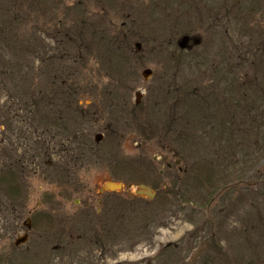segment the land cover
Returning a JSON list of instances; mask_svg holds the SVG:
<instances>
[{
  "label": "rangeland",
  "instance_id": "obj_1",
  "mask_svg": "<svg viewBox=\"0 0 264 264\" xmlns=\"http://www.w3.org/2000/svg\"><path fill=\"white\" fill-rule=\"evenodd\" d=\"M256 33L264 35V0H0V59L16 74L9 80L29 87L40 113L55 111L53 119L66 96L79 107L72 110H83L67 119L69 133L35 123L53 156L26 163L22 213L0 210V264H264L263 151L211 204L190 198L175 174L215 158V136L231 139L216 135L208 120L214 101L229 109L230 81L214 79L220 67L264 107V95L255 93L264 76L253 50L264 48L247 38ZM243 57L258 68L240 67ZM240 112L234 119L247 132L240 142L256 149L264 128ZM229 123L227 117L223 128L235 129ZM74 135L87 139L81 159L83 139ZM25 150L20 145L18 155ZM108 182L146 185L157 196L100 195ZM64 227L66 238L83 239L66 247L53 237Z\"/></svg>",
  "mask_w": 264,
  "mask_h": 264
},
{
  "label": "trees",
  "instance_id": "obj_2",
  "mask_svg": "<svg viewBox=\"0 0 264 264\" xmlns=\"http://www.w3.org/2000/svg\"><path fill=\"white\" fill-rule=\"evenodd\" d=\"M247 38H249L252 42L262 44V47L264 48V35H258V33H256L254 35L247 36ZM253 50L255 51L254 56H259L257 64L258 66L260 64L261 75L264 76V49ZM174 53L176 52L174 51ZM240 61V67H242L243 63V66L249 65L250 69L253 71L258 68L257 64L255 66L252 62H250L249 58L246 59L243 57ZM11 69L12 67L9 68L7 63H4L0 59V94H5L7 92L6 95L8 96L6 97V103L0 104V128H3V131L0 133V210H5L6 212L12 211L22 213V210H24L26 204L25 196L23 195L24 189L26 188L25 171L29 169L26 166V163L28 161L33 162L36 159H39L38 161H43L46 158L53 156V145H51V142L48 141L45 135H36L34 129V125L36 126L35 123L37 122L39 126H42L43 123L47 131L53 130L60 133H69L70 131L68 130L69 126L67 125V119L70 117L73 119H76L77 117L78 119L83 117V110L78 109L79 107L73 101V96V99L66 96L64 105L62 106V108H64L63 112H58L55 114V116H59V119H53V113H55V111L51 112V115L48 113V111H43L40 113L42 103H40L39 98H35V96L31 95L32 93L30 88L27 87L26 89L24 87H20L18 83L12 82L14 80H9L16 76L14 72L11 73ZM232 74V70L226 65L215 71V78H213L216 79V81L218 80L222 85L225 80L230 81L229 84L226 83L227 87L225 89H229V93H227L226 96L229 109H227L226 103L224 101L221 100L220 106L216 104V101H214V107L210 111L211 113L208 117V120H211L210 128L216 135H221L228 132V134L231 136V139L227 142H224L215 136V141L210 147V150H213L215 158L211 157L210 159L208 158L206 160L202 159L201 161H198L196 168L190 171L189 169H182L180 167L175 169L177 170L175 171L177 180L179 179L180 181L178 186L183 188V192L188 193L190 198L192 195L201 197L204 205L211 204L212 200L217 196L216 193L221 195L225 192H230L232 188L234 189L235 186H232L233 183L231 180L233 174H235V172L239 174L245 168H251L253 163L255 164L256 162V153L260 152V150L264 153V130H261L259 133H257L260 140L257 138L259 140V145L255 144L256 149H253L252 147L251 150L249 146L247 147L244 143L240 142L242 136L246 135L247 132L243 131V129L237 125V120L235 121L234 119L235 110H245L246 113L240 112V114L242 116H253V120L251 122L252 127H255V129H262L264 128V107L260 106L261 103H258L257 98L251 97L248 92L239 90L240 88L238 85L240 83L234 82L238 76L232 80ZM12 83L14 84L12 85ZM9 91L11 93L13 92L11 97H9ZM259 92H262L264 95V84L263 88L256 90L255 93L259 94ZM200 95L201 94H198L199 97H201ZM198 99L200 98H196L193 101V106L200 101ZM10 101H14V104L10 105ZM218 103L220 102L218 101ZM75 105L78 108L76 110H72L73 108L71 107H75ZM230 108L234 113L232 115V120L228 113ZM227 117L230 119V126H232V123L234 122L235 129L234 127H229V130H225L223 128L225 122H227ZM188 122L190 124H195L194 119L191 122ZM193 129L195 128L190 126L187 127L186 131H193ZM171 131L173 133L176 132L174 127L171 129ZM49 135L51 137V133ZM74 136L76 137L75 142L79 138L83 139L82 141L78 140L77 142L78 146L80 147L77 152V158L81 159V157L85 155V151H89L86 142L87 139L84 136ZM191 138L192 137L187 139L189 141L187 143L193 142ZM179 140L182 141L181 136L178 138V141ZM198 141L201 143V140ZM22 144L27 147V150L18 155V148ZM93 144L94 151L98 150L99 143L95 140ZM71 145L72 144H69V147H71ZM201 147V150L209 151L207 147H203L202 145ZM92 148L93 147L91 146L90 149ZM78 161L79 160H75V162ZM242 183V180L237 181L236 188H239ZM64 185H69V182L68 184L65 182ZM155 188L159 189L157 187ZM146 222L149 223V221L145 218L141 224ZM127 226L131 228L134 226V224L130 226L129 223H127ZM60 232L61 233L57 235L53 234V237L59 238V241L61 242L65 240L63 243L66 242V247L74 245L78 239H83V236L76 238L74 235H70L69 238H66L68 233L67 235L64 234L65 232H68V230H66L65 227ZM98 235L99 233L94 236ZM57 236H60L61 238ZM60 249H63L61 245H59L58 250Z\"/></svg>",
  "mask_w": 264,
  "mask_h": 264
},
{
  "label": "water",
  "instance_id": "obj_3",
  "mask_svg": "<svg viewBox=\"0 0 264 264\" xmlns=\"http://www.w3.org/2000/svg\"><path fill=\"white\" fill-rule=\"evenodd\" d=\"M137 48L140 50V45H137ZM150 72L147 71L144 74V77L148 78L150 76L149 74ZM126 189V186L122 183H114V182H108L106 183L104 186H102L99 190V194L103 195L106 193H121ZM127 189L131 190L130 195L131 196H135V197H139V198H145L148 200H153L156 196V192L151 189L148 186L145 185H139L136 188H131V187H127ZM28 236L26 235L25 237H23L22 239L18 240L16 242V245H20L23 244L27 241Z\"/></svg>",
  "mask_w": 264,
  "mask_h": 264
}]
</instances>
